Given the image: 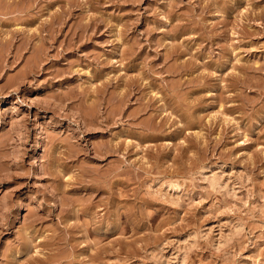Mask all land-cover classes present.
Segmentation results:
<instances>
[{"label":"rangeland","instance_id":"374dc122","mask_svg":"<svg viewBox=\"0 0 264 264\" xmlns=\"http://www.w3.org/2000/svg\"><path fill=\"white\" fill-rule=\"evenodd\" d=\"M0 264H264V0H0Z\"/></svg>","mask_w":264,"mask_h":264},{"label":"bare ground","instance_id":"6f19581e","mask_svg":"<svg viewBox=\"0 0 264 264\" xmlns=\"http://www.w3.org/2000/svg\"><path fill=\"white\" fill-rule=\"evenodd\" d=\"M129 86H130V85H129ZM126 95H127V94H126ZM138 97H139V96H138ZM123 101H124V100H123ZM138 101H139V100H138ZM116 104H117V103H116ZM119 104H120V103H119ZM137 105H138V104H137ZM138 109H139V108H138ZM143 110H144V108H143ZM126 115H127V114H126ZM126 115H125V116H126ZM142 126H143V125H142ZM38 145H39V144H38Z\"/></svg>","mask_w":264,"mask_h":264}]
</instances>
